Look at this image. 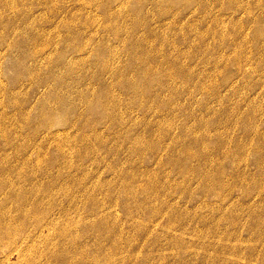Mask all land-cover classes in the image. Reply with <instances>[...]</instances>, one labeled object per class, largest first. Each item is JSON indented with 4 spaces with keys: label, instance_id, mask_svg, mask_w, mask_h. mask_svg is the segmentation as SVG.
I'll return each instance as SVG.
<instances>
[{
    "label": "rangeland",
    "instance_id": "obj_1",
    "mask_svg": "<svg viewBox=\"0 0 264 264\" xmlns=\"http://www.w3.org/2000/svg\"><path fill=\"white\" fill-rule=\"evenodd\" d=\"M0 264H264V0H0Z\"/></svg>",
    "mask_w": 264,
    "mask_h": 264
},
{
    "label": "bare ground",
    "instance_id": "obj_2",
    "mask_svg": "<svg viewBox=\"0 0 264 264\" xmlns=\"http://www.w3.org/2000/svg\"><path fill=\"white\" fill-rule=\"evenodd\" d=\"M192 152V151H191ZM130 181V180H129ZM133 181V180H132ZM140 186H141V184H140ZM142 188V187H141ZM20 189H21V187H20ZM26 202V201H25ZM25 208H26V206H25ZM28 208V207H27ZM23 209V208H22ZM35 209V208H34ZM32 210V209H31ZM28 211V210H27ZM26 212V211H25ZM30 212V211H29ZM28 212V213H29ZM32 212V211H31ZM3 224V223H2ZM169 225V224H168ZM2 226V225H1ZM6 226V225H5ZM170 227H171V225H169Z\"/></svg>",
    "mask_w": 264,
    "mask_h": 264
}]
</instances>
